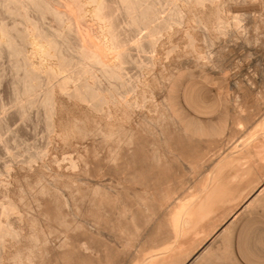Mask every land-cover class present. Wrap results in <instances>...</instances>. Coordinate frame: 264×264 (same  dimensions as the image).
<instances>
[{"label":"bare ground","instance_id":"obj_1","mask_svg":"<svg viewBox=\"0 0 264 264\" xmlns=\"http://www.w3.org/2000/svg\"><path fill=\"white\" fill-rule=\"evenodd\" d=\"M251 1L231 7L253 12L259 5ZM167 2L173 3L178 17H163L155 26L153 22L148 32L130 44L128 35L150 25L158 17V4ZM224 2L227 0H0V78L9 77L19 114L29 117L27 107H34L37 121L43 116L47 144H83L68 160L61 152L67 161L56 167L42 160L39 168L32 164L12 172L7 183L24 180L20 201L28 199L26 204H32L34 212L19 213L15 185L2 191L6 201L0 205L1 214L9 217L16 212L18 216L0 220V264H219L222 257L213 250L217 242L223 239L226 245L232 244L238 222L264 199V162L250 157L245 165L239 163L241 158L234 155L236 142L230 143V149L220 147L227 111L218 124L209 117L217 97L232 92L238 95L240 87L225 76L218 80L223 87L220 91L207 72L198 81L191 79L188 89L183 88L193 75L182 70L183 59L193 56L205 61L209 55L200 40L213 44L227 30ZM122 18L127 27L121 25ZM46 19L52 23L45 25ZM181 24L185 25L184 43L176 39ZM162 36L165 40L158 42ZM132 47L144 54L154 52L147 53L152 72L127 83L125 66L139 62ZM211 57L207 61H213ZM3 59L8 60L6 65ZM124 85L134 92L130 99L122 97ZM161 91L166 101L160 99L158 105L152 98ZM149 97L156 101L151 102L148 116L139 107ZM209 99L215 103L206 105ZM262 116L255 120L264 136ZM9 121L6 111L0 116V133L9 127ZM231 126L228 132H236L233 123ZM31 156L33 163L36 153ZM190 172L195 176L191 181L186 180ZM108 176L116 177V184L106 183ZM184 177L187 188L176 193L174 189ZM201 233L209 236L202 239ZM242 236L243 232L239 246L247 259L263 261L264 248H258L260 253L253 246L258 238L251 241L252 251L249 246L244 248L252 239ZM135 237L142 244L138 254L127 249ZM246 257L235 262L248 264Z\"/></svg>","mask_w":264,"mask_h":264},{"label":"rangeland","instance_id":"obj_2","mask_svg":"<svg viewBox=\"0 0 264 264\" xmlns=\"http://www.w3.org/2000/svg\"><path fill=\"white\" fill-rule=\"evenodd\" d=\"M259 1L258 0H252L251 1L252 3H255V4L259 5V7L257 9H255V10H253V12L250 11L249 13H244V12L242 13V11L234 10L231 7V6L235 5V4L243 2V0H229V1L227 0L228 3L224 2V5H226V7L224 6V13H226L225 15H227V17H229L228 18L229 24L225 28L227 30L225 31L224 34H222V35L219 34L220 36L218 35L214 39L215 42L213 41L214 42L213 44L212 43H205L204 41H203L204 42L203 43L202 40H200L201 42H199L200 44L201 43L203 44V45L201 44L202 47H205L204 49L207 52L206 56L209 55V57H207V58L210 59V56H212L211 59L214 62H216V63H213V61L209 60V61H211L210 62L212 64L211 65L209 63V61H207L208 60L207 58L205 59V61H203V60L199 61V59H197V61L199 63V65H198L197 61L195 60L196 58H194L193 56L192 57L191 56H187L185 59H183V69H182V70H185L186 72H188V71H192L193 72V75L191 77L188 76V78L185 80L184 85H183L184 89H186V88L188 89L190 87L191 81H192L191 79H194L195 81H198V80L202 79L203 75L207 74V72H208V74L210 73V75L213 77V82H215V84L217 86L219 85V90L220 91L223 90V87L221 86V82H219V81L222 80V77H225V76L227 78H229L230 80L232 78L231 82L234 83V84H237V86L240 87L241 90H240V93H238V95H236V94H234L232 92L231 95H227V96L222 95V96L217 97L218 101L216 102V104H215L216 106L213 109V111L209 114L210 115L209 117H211L212 120L216 121V124H218L221 121L220 120L221 117L222 118L225 117L226 113H224V112L227 111V113H228L227 129L228 130L227 129L223 130L221 132V134L219 135V142L221 144L220 147L223 146V148L227 149V146H229L228 149H230L231 147H233V146H231L232 142L233 141L236 142L235 144L237 146H239V147L236 146V148L234 149V155H236L238 158H241V162H239V163H242L243 165H245L247 159H249L250 157L251 158L253 157V160H261V161L264 162V136H263V130H262L260 125H257V122L255 120V119H258L259 117H261L264 114V107H263L264 106V102H263L264 101V26H263L264 25V0H262V1L259 0ZM59 6H61V8H63L62 5H59ZM171 6L173 7V9H171L172 8ZM158 7L160 8L159 9V13H158V17H156L154 19V21L151 22L150 25L143 26V28L141 27L140 30L137 31L136 33L128 35L127 38H128V41H129L130 44H133L135 42V40L139 36H141V34L146 33V31L148 32V28L150 29V27L155 26L156 23L159 24L162 19L173 16L172 18L175 20L178 17V15L176 14V12L174 10L175 6L173 5V3L172 4L170 2L159 3ZM117 11H119V10H117ZM157 18H158L159 22L158 21L156 22ZM123 19H124V21H123ZM153 22H154V24H153ZM234 22H235V24H234ZM50 23H52V21L50 19H46L45 20V25H49ZM255 23H256V25H255ZM121 25L123 27H127L126 22H125V18H122ZM179 26L178 27L180 28V31L178 33V36L176 35V39H180L181 38L180 41L183 42L185 40V36L183 35L184 34L183 30L185 29V25L181 24ZM235 28H236V30H235ZM210 32H212V30H210ZM181 36L184 37V39ZM163 37L164 36H162V39H163ZM242 38H243V40H242ZM244 38H245V40H244ZM157 39H158V42H162V41L165 40V39L162 40L161 37H159ZM204 44H206V45H204ZM167 45L168 44L166 43V46ZM256 46H257V48H256ZM134 48L135 47H132V50ZM210 49L212 50V53L208 52V51H211ZM136 51L137 50L134 49L132 52L135 55V57H137L139 62L136 63V65L127 64L128 66H125L127 69H124L125 70L124 71V75H125L124 76V80L127 83L128 82L130 83L132 80H133L132 82H134L135 80L140 79L138 77H141V78L144 77L145 73L148 75L149 71H150V73L152 72L151 66H149L150 63H148L149 62L148 58H149V55H151L154 52H152L150 50H147V52H145V54H144L143 52H138L137 51V53H138V56H137ZM150 52H152V53H150ZM147 53L148 54L150 53V54L148 55ZM209 53H211V54H209ZM218 55L221 56V58L223 60H220L221 58ZM146 56H148V57H146ZM194 60H195V62H194ZM2 62H3V64L6 62L4 64V65H6L8 63V60L7 59H3ZM145 62H147V63H145ZM201 62H203V64ZM139 63H142V64H140V66L138 67L137 65H139ZM200 64H202L203 68L202 67L200 68ZM217 64H218V66H217ZM146 65H148V67H150V68L146 67ZM186 65H187V67H186ZM211 66H212V68H211ZM143 67H145V68H143ZM190 67H193V68H190ZM206 67H208V68H206ZM217 67H219L220 69L219 68L217 69ZM175 71H176V69H175ZM141 74H143V75H141ZM212 74H214V75H212ZM216 74H218V75H216ZM147 75H145V76H147ZM214 76L217 79H215ZM245 76H246V78H244ZM8 80H9V77L0 78V104H1L0 105V116H2L4 114V112L7 111L8 114H9V120H10L9 123H8L9 127H6L4 129H2L1 133H0V205L2 204V202L4 203L6 201L5 197L4 198L2 197V195H3L2 191L4 189H6V187H11L10 184H13V185H15V186H12L15 189L14 190L15 198H16L17 202L21 203L19 205L20 207L18 206V208L20 209V210L18 209L19 213L20 214H24V215H26V214L30 215V214H32L34 212V208H33L34 206L31 204V205H29L30 206L29 207L26 204L28 199H24V200L20 201V197L22 196V193H21L22 191H21L20 187H23V189L26 188V183L24 182V180L21 179V178H18L19 182L15 181L14 183H12V182L7 183V182H9L11 180L10 177L12 176V172L15 171V169H17V168H20L21 170L22 169L24 170V169H26L27 167H29L32 164H33L32 165L33 168H36V166L39 168L40 166H42L44 164V162L46 164H50L52 167H56L59 164L65 163L70 158V156L71 157L75 156L76 155L75 153L77 152L78 148L81 149L83 144L79 143L80 144V145L78 144L79 146L78 145L73 146L75 148H73L72 146H69V145L68 146H66V145L64 146L61 143H57L56 144L55 142H52L51 144H47V138H46L47 137V135H46L47 132H45L46 131L45 130L46 127H45V121L43 120L44 118H42L43 116H40V119L37 121L36 109L34 107H27V109H28L27 112L29 113V111H30V113H29L30 116L29 117H25V118L23 116L21 117V114H19L20 111L18 109V105L14 104L13 95H12L11 88H10V83H9ZM168 87H167V90H165L163 92V94H165L168 91V89L170 88V87L169 88ZM124 88L127 91H123ZM128 89H130L129 90L130 92L128 91ZM245 89H246V91H244ZM241 91L242 92H246V93L242 94ZM132 92H133V90L131 91L130 86H128V85H126V87H125V85L122 86L121 94H122V97L124 99H130L131 98L130 96L133 97L134 92L133 93ZM124 93H126V94H124ZM161 93H162V91L159 93L160 95H157V96L155 95V96H153V98L151 97L152 99H156L157 100V101L156 100L155 101H156V104H158V105L163 101V99H164V101H163L164 103L166 101V98L162 97L164 95H162ZM223 96H225V98ZM33 97H34V95H33ZM33 97H31V98H33ZM125 97H127V98H125ZM262 97H263V99H262ZM160 99H162L161 102H160ZM11 101H12V105L13 104L15 105V106L13 105L14 107L11 106ZM144 101L141 102L140 104L143 103L142 104V106H143L146 103L145 107L142 108V106L140 105L141 108L139 107V109L140 110L144 109V111L141 110V112H143L144 114L146 113V115L149 116L150 115L149 113L152 112L151 111V102L153 103L154 100H150V97H149L148 100H144ZM212 102L214 104L215 103V99H213V100L209 99L208 102H206V105H212ZM223 102H224V104H223ZM237 102L239 104H237ZM240 104H242V105H240ZM2 106H4V108H2ZM10 106L13 107V108H11ZM7 107H8V109H7ZM15 108L18 109V111L14 110ZM220 109L222 110L223 113L220 111ZM239 109H240V112H239ZM219 111L221 112L220 115H219ZM229 113H231V114L229 115ZM241 114L244 115V117ZM219 116H220V118H219ZM217 117H218V119H217ZM145 121L146 122L148 121V123H149L150 122V118L146 117ZM238 121L240 123H238ZM254 122H255V124H254ZM232 123L234 124L233 130L236 129V132L232 130L233 132L229 133L228 131L230 130V128H232V126H231ZM236 123H237V125H236ZM251 123H253V124H251ZM243 129H245V130H243ZM224 131H226V132H224ZM240 133L243 134V135H241ZM233 135H234V137H233ZM240 135L242 137L239 138ZM240 142L243 145L242 144L240 145L239 144ZM242 148H244V149H242ZM75 149H76V151H75ZM62 150H64V152ZM238 150H241V151H238ZM40 152L44 153V154H42V153L40 154L42 158L39 155ZM45 152H47V153H45ZM61 152L63 154H65V156L67 157V160H66V157ZM35 153H36V156L38 155L37 158H36V156H34ZM31 155H33L34 158L36 159L35 161H33V163L30 162V159H31L30 157H32ZM257 155H259V156H257ZM42 160H44V162ZM59 160H60V162H59ZM18 162H19V164H18ZM26 162L27 163L29 162L28 163L29 165H27ZM21 166H22V168H21ZM24 167H26V168H24ZM44 168H47V167L44 166ZM47 170H48V168H47ZM189 174H191V175H189ZM189 174L186 175V180L189 179V181H191L192 179H194L195 176L192 177V175H193L192 172H190ZM110 178H113V179H110ZM110 178H109V176L106 177V181L107 182L106 181H104V182L108 183L110 181L109 183L116 184V182H117L116 181L117 180L116 177H110ZM94 180H98V179H96L94 177ZM112 180H114V181L112 182ZM184 181H185V177L180 182V186H178V188L176 187L177 191H176V188L174 189L176 193L181 192L183 189L185 190L187 188V186H185L186 184H184ZM32 185H34L32 187H34V188L36 187L35 184H32ZM18 186H19V188H18ZM129 192H132L130 194L133 195V189H129ZM17 194H19V195H17ZM237 200H235L233 202H236ZM15 213L16 212H14V214L12 213L11 215H9V217L5 216L6 217V219H5L4 215H2L1 212H0V220L4 222L8 218H9V220L13 219L14 217L18 216V214L16 215ZM256 228H258V231H257ZM235 230L236 231H235V234L233 236V243L232 244H227L226 245V243L223 242V239L220 238V239H222V241L219 240L217 242V244H216V247H214V249H213V250L216 249V251H214V252L216 254H218V255L220 254L219 257L220 256L222 257L218 261L219 264H223V263L224 264H237L235 262L236 260L242 259V258L244 259L246 257L245 252L242 250L241 246H239L242 232H243V236L242 237H243L244 240H246L247 235H248L247 241H248L249 237H250V239H252V240H249L250 241L249 245H247L248 242H247L246 245H244V248H247L249 246L247 248L249 250V248L251 247L253 242H254V244H256L258 246L257 247L256 245L253 244V246H255V251L258 250L257 252H260V249H258V248H262V249L264 248V199H261L260 202L255 203L254 206L252 208H250V210L247 211V213L241 218V220L236 225ZM187 235H188V233L186 235H182L181 234V237H185ZM204 235H206V236H204ZM208 236H209V234H207V233L199 234V237L202 238V239H204V238H206ZM136 238L137 237H135V240H133L135 242L131 243L132 246H129L127 249H129L130 251H133L134 253L138 254L140 248L142 247V244L141 243L139 244V242H140L139 240L140 239H138V238L136 239ZM253 238H256V239L258 238L257 239L258 241H256V240H255L256 242L253 241L254 240ZM251 241H253L252 244H251ZM226 246H228V247H226ZM252 248L253 247H251L250 250ZM252 251H254V250L252 249ZM263 251H264V249H263ZM263 251H261L260 253H263ZM224 253H226V254H224ZM246 259H247V257H246ZM248 261H251V260H249V259L246 260V263H248V264H252V263L253 264H264V260L263 261L262 260L261 261H251L252 263H250Z\"/></svg>","mask_w":264,"mask_h":264}]
</instances>
